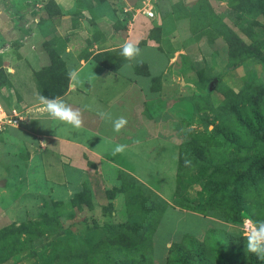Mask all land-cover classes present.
Instances as JSON below:
<instances>
[{"label": "rangeland", "instance_id": "obj_1", "mask_svg": "<svg viewBox=\"0 0 264 264\" xmlns=\"http://www.w3.org/2000/svg\"><path fill=\"white\" fill-rule=\"evenodd\" d=\"M54 2L60 12L50 15L48 0H0V101L19 116L17 127L0 132V230L22 225L0 235V264H97L91 257L103 226L124 221L127 208L137 211V202L144 204L150 194L167 204L151 237L153 264H165V243L184 233L201 239L214 227L243 235L247 217L229 222L186 207L201 204V186L215 181L210 168L199 169L200 160L238 157L217 148L221 137L210 134L213 109L246 80L264 82V4L245 9L229 0ZM225 28L245 47L230 49ZM125 40L138 41V56L115 71L96 67L94 54L109 59ZM48 50L61 57L68 74L79 69L77 62H94L78 71L79 82L69 77L67 89L73 83L75 92L66 89L57 97L80 111L79 129L43 111L33 71L48 65ZM91 85L114 92L111 98L99 95L110 119L88 109ZM119 117L127 124L116 132L112 121ZM144 125L153 136L137 139L133 129ZM121 142L125 151L114 155ZM179 159L184 166L177 177Z\"/></svg>", "mask_w": 264, "mask_h": 264}, {"label": "trees", "instance_id": "obj_2", "mask_svg": "<svg viewBox=\"0 0 264 264\" xmlns=\"http://www.w3.org/2000/svg\"><path fill=\"white\" fill-rule=\"evenodd\" d=\"M246 1L229 0V3H240L245 9L256 3L264 4V0ZM48 2L52 6L47 5V13L59 14L60 10L54 0ZM219 24L220 30L222 24ZM222 35L230 49L235 46L245 47L230 29L225 28ZM48 54V65L33 71V75L44 96L58 97L67 89L69 74L58 54L53 50H48ZM119 54L120 49L117 54L111 52L106 60L100 53L94 54L92 58L101 67L115 71L127 60L120 58ZM221 110L224 115L218 116ZM213 111L216 123L210 134L212 137H221L217 148H225L238 157L233 160H200L199 169L210 168L215 181L207 183V187L201 186L200 189L204 191L201 204L194 208L187 205L186 208L202 214H216L229 222H239L244 217L264 220V180L261 178L264 176V82L257 78L246 80L237 92L230 93ZM181 163L179 159L177 177L184 166H180ZM76 196L80 197L81 194ZM141 202H137V211L127 208L124 221L103 226V237L99 238V248L91 257L92 261L96 259L97 264H153L151 237L167 204L155 194H150L144 204ZM253 207L254 214L251 212ZM21 227L19 224L2 228L0 235L5 236ZM245 245L243 235L228 233L221 228L206 229L201 239L184 233L179 241L169 243L165 264H264V260L249 253ZM52 255L58 259L55 252ZM81 257L86 261L85 255Z\"/></svg>", "mask_w": 264, "mask_h": 264}, {"label": "clouds", "instance_id": "obj_3", "mask_svg": "<svg viewBox=\"0 0 264 264\" xmlns=\"http://www.w3.org/2000/svg\"><path fill=\"white\" fill-rule=\"evenodd\" d=\"M140 54L138 41L125 40L120 45V55L128 60L134 59ZM69 77L74 82H79L78 72L73 70L69 72ZM43 111L47 115L57 121L71 125L75 129L82 127L81 113L78 109L68 106L62 99L57 97L39 96ZM102 118H111L109 114L101 113ZM113 130L119 132L122 127L127 124L124 117H119L112 121ZM126 145L118 144L113 150V154L122 153L126 149ZM190 163L186 161V164ZM243 237L246 241V249L249 253L257 255L264 260V220H253L248 218L242 225Z\"/></svg>", "mask_w": 264, "mask_h": 264}, {"label": "crops", "instance_id": "obj_4", "mask_svg": "<svg viewBox=\"0 0 264 264\" xmlns=\"http://www.w3.org/2000/svg\"><path fill=\"white\" fill-rule=\"evenodd\" d=\"M79 63H81V64H79ZM92 63H94V62H77V67L76 68H79V69H77V72L78 71H84L85 70V68L87 67V66H89V65H91ZM96 64V63H95ZM75 65H76V62H75ZM96 67H97V64H96ZM98 67H100L99 65H98ZM118 72H115V75H113V76H119V73L117 74ZM120 77V76H119ZM122 79H125V78H122ZM134 84V83H133ZM132 84V89H135V86ZM102 86H100L101 88H104L105 86H104V84H101ZM104 86V87H103ZM109 91V90H108ZM140 91V90H139ZM70 92H75V89H74V84L73 83H71V86L67 89V91H66V93L65 94H68V93H70ZM100 92H102V91H100L99 89L98 90H96L95 89V87H94V85H91L90 86V88H89V91L87 90V93H88V95H87V99H89L88 100V103H89V107H88V109H92V110H96L97 112H98V114H96V113H94V114H96L98 117L100 116V114L101 113H104V109H105V105L102 103V102H99V95H102ZM132 93H133V90L131 91ZM103 93V92H102ZM141 94H143V92H140ZM114 94V92H111V90H110V92L109 93H106V94H104L103 93V95L105 96L106 95V98H111V96ZM86 97V96H85ZM135 96L133 95V98H134ZM89 112H91L90 110H89ZM91 113H93V112H91ZM97 125H99V123H97ZM14 127H17V126H14ZM133 132L135 133L134 134V136L137 138V139H141V138H143L144 137V135L145 134H147V135H152L153 136V131L150 129V128H148V127H146V125H144V126H142V128H134L133 129ZM131 139H129V141H130ZM128 141V142H129ZM131 142V141H130ZM76 145H80V146H82V147H84L85 146V144H80V143H78V142H74ZM120 144H124V142H121ZM127 146V145H126ZM165 245L167 246V245H169L167 242L165 243Z\"/></svg>", "mask_w": 264, "mask_h": 264}, {"label": "built area", "instance_id": "obj_5", "mask_svg": "<svg viewBox=\"0 0 264 264\" xmlns=\"http://www.w3.org/2000/svg\"><path fill=\"white\" fill-rule=\"evenodd\" d=\"M145 12L146 16H151V11L146 9ZM19 116L18 113L15 111L14 108H8L0 101V132L7 127L14 125L18 122Z\"/></svg>", "mask_w": 264, "mask_h": 264}, {"label": "water", "instance_id": "obj_6", "mask_svg": "<svg viewBox=\"0 0 264 264\" xmlns=\"http://www.w3.org/2000/svg\"><path fill=\"white\" fill-rule=\"evenodd\" d=\"M3 183H4L3 180H0V185H3Z\"/></svg>", "mask_w": 264, "mask_h": 264}, {"label": "bare ground", "instance_id": "obj_7", "mask_svg": "<svg viewBox=\"0 0 264 264\" xmlns=\"http://www.w3.org/2000/svg\"><path fill=\"white\" fill-rule=\"evenodd\" d=\"M14 126H16V125H11L10 127H14Z\"/></svg>", "mask_w": 264, "mask_h": 264}]
</instances>
